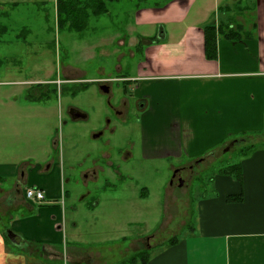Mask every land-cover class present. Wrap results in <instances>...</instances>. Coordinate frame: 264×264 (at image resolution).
Instances as JSON below:
<instances>
[{"label":"crops","instance_id":"0c3cea01","mask_svg":"<svg viewBox=\"0 0 264 264\" xmlns=\"http://www.w3.org/2000/svg\"><path fill=\"white\" fill-rule=\"evenodd\" d=\"M46 1L0 0V4ZM51 1L56 25V0ZM246 2L245 33L237 40L218 37L216 58L205 55L202 28L208 23L217 26L228 16L235 20L234 8L226 13L234 0H172L161 8L135 13L143 25L145 19L151 20L148 31L137 36L145 41L138 42L140 57L128 77L132 87L128 105L139 108L138 137L128 140L124 148L128 158L157 163L155 168L159 162L189 164L213 156L210 153L231 139L254 138V149L234 161L241 165V181L213 170L206 185L209 193L194 199L192 223H180L179 234L172 235L177 241L149 252L148 264H264V0ZM124 95L127 99L125 89ZM50 100L43 106L53 108ZM55 101L59 111V100ZM54 142L41 146V157L26 156L17 164L0 165V264H117L146 250L148 235L129 236L126 229L117 233L116 225L109 231L115 232L107 238L109 247L129 239L137 248L132 253L117 254L115 248L105 253L107 239L101 235L108 232L104 214L110 200L104 187L109 177L98 178L102 171L98 155L91 163L94 168L82 162L84 156L72 158L68 163L72 171L66 173L62 156L57 161L53 155V150L61 152V142ZM77 148L74 145L71 151ZM108 155L102 152L103 164L115 163ZM75 165L85 168L76 174ZM21 184L24 189H42L44 200H26L18 189ZM137 194L146 196L132 191L131 198L121 201L131 209ZM239 195V201L231 199ZM112 201L108 207L112 211L123 209L116 198ZM186 227L188 235L182 236ZM7 230L15 234L14 241L7 237ZM81 232L93 238L87 241L79 236Z\"/></svg>","mask_w":264,"mask_h":264},{"label":"rangeland","instance_id":"374dc122","mask_svg":"<svg viewBox=\"0 0 264 264\" xmlns=\"http://www.w3.org/2000/svg\"><path fill=\"white\" fill-rule=\"evenodd\" d=\"M151 1L149 8H152ZM171 1L165 0L160 5ZM246 1L234 0V9L247 7ZM53 5L51 0L44 3L0 4V29H5L0 34V165L17 164L26 156L31 159L36 155L41 157L39 149L51 140L61 142V152L53 150V155L57 161L62 156L66 173L72 171L68 164L72 163V158L84 156L82 162L90 165L98 155L97 162L102 169L98 178L102 181L105 175L109 177L104 188L108 191L107 199L110 200L106 203L104 214L107 220L104 225L108 232L101 235V238L110 239L115 232L109 231L116 225L117 233L126 229L129 236H149L148 247L143 252H137L141 256L137 260H133L137 247L129 239L111 247L110 240L107 239V247L103 250L111 253L115 248L117 254L135 252L117 264H142L140 260L146 257L148 250L149 253L160 249L172 235L179 234L180 223L192 221L194 199L209 193L206 185L213 170L224 167L230 161L239 160L247 152L248 146L254 143V138L241 136L231 139L223 147L210 153L213 156L207 155L202 160L189 164L171 166L168 162H159L155 168L153 165L157 163L140 161L138 157L127 158L124 162L127 141H134L138 137L136 122L139 108L135 109V105L130 104L131 109L128 106L123 108L124 115L116 117L113 107H121L123 101H127L124 89L127 96L131 93L128 77L132 66L140 57L139 43L142 45L145 41L137 36L148 31L150 26L146 25L151 20L145 19L143 25L138 22L135 13L148 6L138 8L133 0L109 4L105 15L90 18L85 31L77 33L57 30ZM247 13V9L233 12L235 30L242 27L239 35L244 33L245 19L242 18L248 16ZM239 15L241 18L236 20ZM236 23L242 24L238 27ZM100 85H107L110 92L103 93ZM9 96L10 99L7 98ZM54 98L59 100V111ZM49 99L52 100L47 104H52L53 108L43 106V102ZM71 106L82 110L87 119L70 120L67 111ZM108 121L110 126L107 125ZM115 127L117 133L111 135L110 129ZM133 128L134 131H131ZM96 135L98 136L95 137ZM232 141L234 146L228 150ZM74 145H78V148L71 151ZM119 146L123 149H118ZM87 152L90 153L89 159L86 157ZM102 152L109 153V158L115 163L103 164ZM90 167L94 168V165L91 164ZM84 168L85 166L79 168V165H75L73 171L78 174ZM119 170L123 174L120 179L112 175L119 173ZM72 181L73 178L70 183ZM171 182L174 184L172 187ZM123 183L126 185L121 187ZM18 189L21 193L24 192L22 184ZM132 191L146 193V196H134L133 208L130 209L121 199L131 198ZM178 195L183 197L178 198ZM90 198L87 197L86 200L89 201ZM115 198L124 210L112 211L108 208ZM131 220L133 223H129ZM137 220H142V223ZM182 232V236L188 235L189 228L186 227ZM79 236H85L87 241L93 238V235L89 237L86 232H81Z\"/></svg>","mask_w":264,"mask_h":264},{"label":"trees","instance_id":"16d2710c","mask_svg":"<svg viewBox=\"0 0 264 264\" xmlns=\"http://www.w3.org/2000/svg\"><path fill=\"white\" fill-rule=\"evenodd\" d=\"M121 0H56V26L60 31L67 30L68 32H77L83 33L87 28L90 18H97L102 15H105L109 10V4L119 2ZM135 1L138 8L141 6H148L150 0H133ZM151 7L161 8L166 5H160L161 2H165V0H152ZM235 4L233 5L234 8ZM232 8L226 7V13L229 15V11ZM248 9L247 7H241L234 11L243 12V10ZM227 16V15H226ZM225 19V18H224ZM220 20L218 25L208 23L203 26L202 32L204 35V45H205V55L207 58H216V42L218 37H223L228 40H237L242 36L239 35V30L237 31L234 28L233 19L231 16L226 17L224 20ZM238 27H240L241 23H236ZM5 29H0V34L3 33ZM242 33V32H241ZM245 33V32H244ZM254 149V144L248 146L247 151H251ZM217 171L220 174L232 175L236 180L241 181L242 173H241V165L239 162L236 163H226L224 167H218ZM239 196H232L231 199L233 201H239ZM177 241V236H172L167 242L170 244H174ZM144 251V250H143ZM141 251V252H143ZM146 252V251H145ZM140 253L135 255L134 259H140ZM146 257H143L140 262L142 264H148L150 254L148 251L145 253ZM136 259V260H137ZM141 264V263H139Z\"/></svg>","mask_w":264,"mask_h":264},{"label":"flooded vegetation","instance_id":"af4514ba","mask_svg":"<svg viewBox=\"0 0 264 264\" xmlns=\"http://www.w3.org/2000/svg\"><path fill=\"white\" fill-rule=\"evenodd\" d=\"M102 86H107V85H100V90H101V87ZM102 91V90H101ZM103 92V91H102ZM109 92H110V88H109ZM108 92V93H109ZM104 93V92H103ZM108 93H105V94H108ZM129 99H131V97H130V95L128 96V98H127V101L126 100H124L123 101V103H122V105H121V107H118V106H116V107H113V112H114V115L116 116V117H122L123 115H124V110H123V108H125V107H127L128 106V108H130V103H129V105H128V101H129ZM108 103H110L109 101H108ZM141 104V103H140ZM134 105V104H133ZM142 105V104H141ZM136 107H137V105H135L134 106V108L136 109ZM71 109H77V110H79L77 107H74V106H71L69 109H68V111H67V113H68V117H69V119L70 120H72V118H71V115H70V110ZM131 109V108H130ZM80 111V110H79ZM87 118H85L84 120H86ZM128 119V118H127ZM78 120H81V119H78ZM108 124V126H110L109 125V121L107 122ZM101 134L103 133V131L102 132H100ZM109 133H112V129H110V132ZM128 156H129V152L128 151H125L124 152V158L123 159H125L124 160V162H126L127 161V158H128ZM110 169H112V167H109ZM119 173H120V170H119ZM176 174V173H175Z\"/></svg>","mask_w":264,"mask_h":264},{"label":"water","instance_id":"95a60500","mask_svg":"<svg viewBox=\"0 0 264 264\" xmlns=\"http://www.w3.org/2000/svg\"><path fill=\"white\" fill-rule=\"evenodd\" d=\"M101 90L104 92V93H108L109 92V87L108 86H102L101 87ZM70 115H71V118H72V120H78V119H82V120H84L85 118H87V115L85 114V113H83V112H81V111H79V110H77V109H71L70 110ZM98 135H96L95 137H97ZM234 146V141H232V142H230L229 143V148H228V150L230 149V148H232ZM227 150V149H226ZM225 150V151H226ZM175 177V176H174ZM174 184L171 182L170 183V186L172 187ZM6 234H7V237L10 239V240H12V241H14V238H15V234L12 232V231H10V230H7L6 231Z\"/></svg>","mask_w":264,"mask_h":264},{"label":"built area","instance_id":"2783aa9c","mask_svg":"<svg viewBox=\"0 0 264 264\" xmlns=\"http://www.w3.org/2000/svg\"><path fill=\"white\" fill-rule=\"evenodd\" d=\"M24 196H25L26 200H28L30 202H34V203L41 202L45 198L44 192L42 191V189L36 188V187L25 188L24 189Z\"/></svg>","mask_w":264,"mask_h":264}]
</instances>
